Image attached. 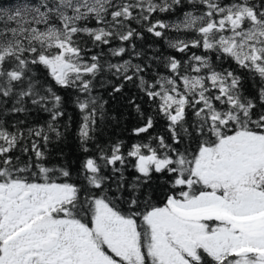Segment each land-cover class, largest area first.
Segmentation results:
<instances>
[{
	"label": "snow or ice",
	"instance_id": "6c2138e0",
	"mask_svg": "<svg viewBox=\"0 0 264 264\" xmlns=\"http://www.w3.org/2000/svg\"><path fill=\"white\" fill-rule=\"evenodd\" d=\"M0 264H264V0L0 5Z\"/></svg>",
	"mask_w": 264,
	"mask_h": 264
},
{
	"label": "trees",
	"instance_id": "16d2710c",
	"mask_svg": "<svg viewBox=\"0 0 264 264\" xmlns=\"http://www.w3.org/2000/svg\"><path fill=\"white\" fill-rule=\"evenodd\" d=\"M13 3V0H0V5L8 6ZM154 38L148 36L144 43H151ZM107 51V49H105ZM196 51V50H193ZM179 56L180 54H176ZM235 67V65H233ZM41 71H43L41 69ZM160 71L163 73L164 69L161 68ZM250 86V85H249ZM63 92V90H61ZM105 98L108 99L107 94L105 93ZM140 102V101H138ZM146 109H149L148 105H144ZM107 110L111 114V116H119V122L117 123L116 120L109 119L103 125L102 135H100V141L102 144H110L113 141H122L124 144V151L127 152L129 146L134 142H139L140 140H147L149 134H142L141 137L137 138L131 132V129L135 127L138 123L137 117L134 112H132L128 107H126L122 100L118 101H111L109 100V104L107 105ZM70 115H73L72 112H69ZM43 114H36L32 113L30 123H41L44 120ZM78 114L74 115V127L75 122L78 121ZM164 121L157 120L156 125L153 129L150 130L151 134H155L156 132H162L163 130ZM63 152V156L60 155V152ZM49 155L47 156L46 160L44 161L45 166L49 168H59L61 166H70L73 172L72 180L77 184L81 183L82 181L79 180L76 176V171L80 167L81 159L84 156L83 153L80 152L76 145L74 135H70L67 140L60 144L58 147L53 144L48 149ZM19 155V153H16ZM88 155L92 156L95 155V149L92 152L88 153ZM108 174V173H105ZM126 176L129 178L132 177L133 173L131 169L125 173ZM52 179L60 180L63 179L59 177L58 174L53 173ZM157 202L162 203L163 197L162 195L157 192Z\"/></svg>",
	"mask_w": 264,
	"mask_h": 264
}]
</instances>
